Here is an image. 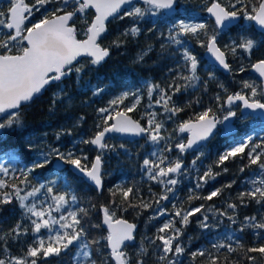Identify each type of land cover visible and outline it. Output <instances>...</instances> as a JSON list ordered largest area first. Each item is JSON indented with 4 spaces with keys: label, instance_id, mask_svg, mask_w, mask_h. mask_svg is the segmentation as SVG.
<instances>
[{
    "label": "trees",
    "instance_id": "16d2710c",
    "mask_svg": "<svg viewBox=\"0 0 264 264\" xmlns=\"http://www.w3.org/2000/svg\"><path fill=\"white\" fill-rule=\"evenodd\" d=\"M212 1L176 0L174 13L167 14L160 10L155 16L146 12L143 17L126 16L124 13L130 11L133 6L147 8V5L140 1L128 5L107 21V30L99 40L103 47L110 49V54L104 61L99 65H92L91 58L81 57L74 62L75 66L84 65L85 69L80 77L73 71L69 78L57 82L60 88H64L66 95L62 100L57 101L55 106L52 104L53 94L58 92L59 88L57 84H51L44 94L20 107L18 111L22 125H14L12 129L5 130L6 135L0 137V163L6 157H11L19 168L14 171L12 169L10 171L9 168L7 175L0 176V179L5 182V187L0 188V199L4 198L5 193L11 196V203L0 205V236L4 237L0 240V259L23 257L35 238L31 232V221L35 218L20 208L15 190L19 189L20 195L24 196L36 183L55 178L54 194L60 192L61 186L64 187L65 193H68L67 199L70 206L66 204L63 211L66 216L69 210L87 209V216L80 214L81 223L86 230L84 239L87 241L99 239L107 234L106 228L101 224L103 207L115 213L113 219L125 218L137 224L133 242L124 247V251L130 258V264H136L138 259L142 260L143 264H168L171 259H174L177 264H211L213 258L216 259L217 264H252L247 259L249 255L257 257L256 264H263L264 257H260L257 253H248L246 249L264 242L257 240L256 237V233L264 235V230L245 227L247 223L245 217L255 216L259 221L261 217H264V205L257 204L255 200L248 197L241 202L238 197L240 193H246L260 186L258 183L253 185L251 181L264 179V173L257 165L248 166L247 156L255 145H261L256 149L257 153H264V135H261L264 133V126L252 115L241 118L240 104L227 105L226 97L239 92L251 98V89L243 86L247 81L257 88L255 99L264 102V97L260 94L262 93L260 81L254 74L249 73V67L254 61L264 59V33L256 31L251 20H244L241 13L240 22L224 30H218L210 19L205 18L206 28L201 31L198 38L191 34L180 37L184 41L183 46L171 44L167 39L170 30L179 31L177 25L180 21L197 15L204 16L205 9ZM217 1L229 11L244 8L249 13L259 4V0H243V3H237V0ZM25 2L29 5L35 4V0H25ZM2 4L3 12L6 13L9 7L5 5V2ZM232 5H235V9ZM73 6L70 4L66 10H72ZM37 7L39 11H33V15L25 23L26 26L41 20L44 15L51 17L57 8L65 6L60 0H51L43 7ZM93 16L94 12L87 10L83 16L77 13L70 21V24L77 29L78 39L85 37L83 32L87 25L84 24V19L91 22ZM132 27L139 28L138 35H122L125 30ZM1 31L8 33L5 28H1ZM205 32L207 36L216 34L217 44L227 56L230 66L228 72L221 71L205 58V47L200 44V41L207 40ZM245 38H252L257 42V47L252 50L251 55L239 48L233 54L226 47L233 42L238 44ZM117 39L120 41L119 47L113 44V41ZM23 46V42L14 46L11 54H16L17 47ZM184 47L197 59L196 75L199 79L194 82H187L180 78L191 74L184 66L185 62L182 59ZM3 51L0 49V52ZM241 67L244 68L242 72ZM190 83L191 86H186ZM149 85H159V88L153 89L151 101L155 103L157 120L163 124L161 131L164 134L161 135L163 139L153 143L148 140V135L141 140L110 136L103 142L113 147L100 151L93 148L91 144L81 142L91 139L103 128L106 113H100L98 110L109 109V102L123 91H133L135 95L140 96L135 109L128 113L145 125V117H140V113L148 110L146 95ZM177 86L180 87L178 92L175 91ZM95 89H101V91L94 95ZM161 89L164 90V94L172 97L169 107H179L182 109L180 112L173 115L165 111L163 101L156 103L162 95ZM217 96L219 100L216 99ZM133 97L131 95L128 100ZM124 104L126 101H123ZM208 109H211L210 115L215 117H222L229 110L236 112L235 119L239 124L237 133L229 137L223 136L221 127L217 126L214 135L200 149L185 150L184 153H180L175 146L180 142L184 143L187 134L177 133V127L184 121L194 120L201 112ZM6 119L7 116L2 117L0 122ZM108 123L110 125L111 120ZM171 124H175L173 132L168 129ZM247 132H256L257 135L247 142L245 152L236 157H230L224 164L218 166L220 155ZM58 134H60L59 138H57ZM53 148L62 153L72 151L76 157L86 156L88 159L82 162L89 166L96 155H101V190H96L81 176L74 174L66 163L62 171H57L53 166L55 156L51 157V162L45 167L35 168L33 165L40 153L49 152ZM162 157H167L163 166H167L169 161L177 159L181 161L182 169L176 176L178 181L176 185L161 184L149 179L148 169L144 167L143 161L149 159L159 163ZM261 161L264 162V155L261 156ZM209 167L212 168L213 173H219V175H216L214 179H208L205 183L199 178ZM241 167H244L243 172L240 171ZM30 168L33 169L31 172L28 171ZM225 168L227 171H224ZM169 177L163 179L167 180ZM197 183L202 186L197 187ZM229 184L231 187H225ZM166 187H171L172 191L167 193V200H160V197L165 194ZM129 188L133 191L130 193V199L125 201L122 190ZM218 188L222 191L212 200L195 198L205 197ZM72 195L77 197L75 203L71 201ZM190 196L193 197L191 201H189ZM157 200H159L158 204ZM24 203L26 204L25 201ZM142 203L151 206L143 208L140 206ZM229 204H235L237 207L229 208ZM196 207H201V211L190 216L189 223L186 225L181 224V218L174 215L178 208L190 210ZM205 216L208 217L207 220L204 219ZM230 216L232 220L229 219ZM166 220L173 221L176 228L182 229L179 239L173 243H181L184 252L178 256L168 253V260L160 261L158 257L163 255L162 244L156 236L172 234L157 231ZM202 221L209 226L201 227ZM17 223L21 225V235L14 240L7 234ZM94 225L100 226L93 227ZM24 228L28 229L27 233L23 232ZM242 228L243 231H241ZM106 243L105 240H100L99 245H91L93 258L98 261L101 259L96 252L97 248L105 256L107 255L109 249L104 247ZM142 245L147 249L145 253L140 251ZM213 245L225 246L214 247ZM228 245L235 251L229 252ZM74 252H77L75 245L63 251L60 256H50L47 259L38 257L37 264H73ZM201 252L203 255L198 254L195 257L192 255ZM109 264H114V261H110Z\"/></svg>",
    "mask_w": 264,
    "mask_h": 264
},
{
    "label": "snow or ice",
    "instance_id": "6c2138e0",
    "mask_svg": "<svg viewBox=\"0 0 264 264\" xmlns=\"http://www.w3.org/2000/svg\"><path fill=\"white\" fill-rule=\"evenodd\" d=\"M50 2L51 0H35V4L29 5L25 0H10V7L7 12L0 11V28L9 30L8 33L5 34V38L0 39V49L4 50L0 52V113L7 114V119L0 122V137L6 135L5 130L12 129L14 125H22L19 118V108L22 104L30 102L34 97L41 94L42 90L46 89L47 86L57 84L59 88V91L53 94V106H55L57 101L64 98L66 95L65 90L64 88H60L57 82H61L63 77L69 76L73 71L80 77L85 66L74 65L78 57L82 55L91 57L90 63L92 65H99L104 61L109 55V48L101 47L98 43V38L107 30L105 22L109 17H114L123 5L131 4V0H60L65 6L64 8H57L52 13L51 17L45 16L43 19L31 24V26H26L25 21L33 15V11H39V7L37 6L43 7ZM174 3L175 0H143V4L147 5V8L133 6L131 10L125 12L124 15L143 17L146 12H150L155 16L160 10L172 9ZM237 3H243V0H237ZM70 4L74 6L72 10L68 11L66 9ZM232 8L235 9V5H232ZM90 9H94L95 15L91 22L86 18L84 19V24L87 25L83 32L85 38L77 39V29L69 22L73 20L77 13L83 16L86 11ZM207 11L215 17V25L217 27L222 26L225 21L235 20L238 15L242 13L246 20L255 21L257 25L264 29V0H259L258 6H254L251 13L244 8L229 11L216 2H213ZM120 18L123 19V17ZM177 27L179 31L173 32L170 30L167 39L171 44L183 46L184 41L181 40V36L191 34L198 38L201 31L206 28V25L189 24L180 21ZM139 31V28L132 27L125 30L122 35L127 36L131 34L132 36H136L139 34ZM204 34L207 36L206 32ZM22 42H26V46L17 47L16 54H11L13 47L18 46ZM113 44L119 47V39L113 41ZM200 44L202 47H206L207 51L215 57V60L220 66L225 70H230V66L225 59V52L217 47L216 34L207 36L206 42L200 41ZM163 47L162 45V48ZM226 47H228L233 54H235L237 48H239L251 55L252 50L257 47V42L252 38H245L238 44L233 42L232 45ZM182 59L185 62L184 66L187 67L191 74L188 76H181L180 78L187 82L198 80L199 77L196 75L197 59L186 47L183 48ZM252 68L259 73L260 77H264V59L257 61L252 65ZM240 71H244V68L241 67ZM186 86H191V83ZM243 86L251 89V98L238 92L234 95H228L226 102L232 104L234 101H241L244 108L253 111L260 110L261 113L264 114V102L255 99L257 96V88L247 81L244 82ZM154 88H159V85H149L148 92L150 98ZM100 91L101 89H95L93 94L96 95ZM175 91H180V87L177 86ZM161 93L162 95L160 99L156 100V103L159 104L163 101L166 112H171L175 115L182 110L179 107H169L172 97L164 94L163 89H161ZM260 94L264 95V92ZM129 95L130 93L128 92L122 93L119 97L109 102V107L122 104ZM131 95L135 97V103L125 111H116L115 115L107 116L103 121L104 126L102 130L98 131L91 139L81 142L95 145L100 149L112 148L113 146L103 142L105 135L110 132L130 133L134 135L148 133L149 139L153 143H157L160 139H163L160 135L163 124L161 122H156L155 113L149 114L148 127L141 126L138 121L132 120L127 115V113L133 111L139 103V97L135 96L134 93ZM216 99L219 100V96H217ZM98 111L100 113H107L109 109L101 108ZM210 113L211 109H208L201 112L195 118V121H184L178 126V131L180 133L187 132L189 134L186 143H178L175 146L179 149L180 153H184L185 150L191 149L194 145H197L199 141L206 140L210 134H212L216 125L222 123L215 115H210ZM234 116H236V112L229 110L223 119L228 120L230 117ZM109 120L115 122L109 125ZM59 135L60 134L57 135V138H59ZM250 139L251 137L247 138V140ZM247 140L220 155L217 165H222L230 157H236L244 153L245 148L248 146ZM121 147H123V145H121ZM260 147L261 145H255L252 151L247 153L249 160L248 166L257 165L261 172L264 173V162L261 161V156L264 155V153L256 152V149ZM170 150L171 149H169V151ZM153 155H155V153H153ZM52 156H55L59 161L71 165L74 169L92 181L98 189L102 186L101 155H97L89 166L82 162L87 160L88 157H76L72 151L62 153L58 149L53 148L49 152L42 151L33 166L35 168L45 167L51 162ZM166 160L167 157H162L159 159V163H156L155 161L145 159L143 165L148 169L149 179L156 180L161 184L176 185L178 183L176 179L169 178L165 180L163 178L169 177V174L180 172L182 163L177 159L175 161H169L167 166H163ZM193 163H195V161H193ZM32 170L31 168L28 169L29 172ZM0 171L7 174V169L0 168ZM224 171H227V169L225 168ZM240 171L243 172L244 167H241ZM26 174L27 173H25V175ZM216 175H219V173H213L212 168L209 167L199 179L206 183L208 179H214ZM251 183L253 185L258 183L260 186L254 187L253 190L246 193H240L238 198L243 202L244 198L248 197L251 200H255L257 204L264 205V179H260L259 181L253 180ZM196 186L201 187L202 185L197 183ZM3 187H5V182L0 180V188ZM40 187L43 188L45 185H41ZM225 187H231V185L229 184ZM39 190V188H34L24 196L20 195L19 189L15 190L20 208L24 209L26 213H30L32 217H36V219L31 221V232L34 234L35 238L32 244L28 246L23 257L0 259V264H37L38 257L47 259L50 256H60L63 251L69 249V247L73 245L77 247L76 256L73 258L74 264L76 258H82L79 264H109L110 261H114V264H130V258L128 253L124 251V247L126 246V241H132L134 239L133 232L136 227L135 224L128 223L123 219H113L115 213L110 212L107 207H103V223L107 225V234L89 242L84 239L86 237V230L80 218V214L87 216V209L69 210L67 216L61 215L59 219H56L52 216V212L60 211L61 208L69 203L68 199H66L68 193L51 196V200L55 205L54 208L51 204L46 209H38L35 204L31 206L26 205L24 201L27 200L29 196H35ZM132 191L131 188L122 190V196L125 201L130 199V193ZM171 191V187H166L165 194L160 197V200H167V193ZM221 191L222 189L218 188L205 197L195 198L212 200L213 197H216ZM48 192L52 193L53 189L49 187ZM192 199L193 197L190 196L189 201ZM76 200L77 197L72 195L71 201L75 203ZM9 203H11V196L5 193L4 198L0 199V205ZM156 203L158 204L159 200H157ZM140 206L149 208L151 205L142 203ZM201 207L192 208L190 210L178 208L174 215L181 218V224L186 225L189 223V217L195 213H199ZM228 207L235 209L237 206L235 204H229ZM221 215H223V213H221ZM204 219L207 220L208 217L205 216ZM229 219L232 220L233 218L230 216ZM245 221H247L245 227L264 230V217H261L259 221H257L255 216L245 217ZM233 222L235 221L233 220ZM54 224L59 225V230L56 231L55 235H49L47 239L36 235L41 233V229H46L51 233L53 231L52 225ZM99 226L100 225H94L93 227ZM208 226L209 225L203 221L201 222V227L206 228ZM157 231L158 233H172L170 235L165 234L156 236V239L160 240L162 244L163 255L158 257L160 261L168 260V253H173L174 256H178L184 252V248L180 243H173L179 239L182 231L181 228L175 227L173 221L170 220L165 222ZM241 231H243V228ZM23 232L27 233L28 229L24 228ZM7 235L12 236V239L15 240L21 235V225L17 223ZM256 237L257 240L264 241V235L261 233H256ZM3 239L4 237L0 236V240ZM100 240H105L107 242L104 247L108 248L109 252L105 256L103 252L97 248L96 252L101 256V259L98 261L93 258V252L90 249L93 244L99 245ZM152 242L155 243V241ZM213 246L224 247L225 245ZM227 247L229 252L235 251L230 245ZM241 247L243 246L241 245ZM6 251L7 249L5 248V252ZM140 251L141 253H145L147 249L142 245ZM246 251L248 253H257L260 257H264V242L256 246L248 247ZM198 254L203 255V252L193 253L192 255L195 257ZM28 258L31 259L29 260ZM247 259L251 261L252 264H256L257 262L256 256L249 255ZM136 264H143V261L138 259ZM168 264H177V262L175 260H169ZM211 264H217L216 259H211Z\"/></svg>",
    "mask_w": 264,
    "mask_h": 264
},
{
    "label": "water",
    "instance_id": "95a60500",
    "mask_svg": "<svg viewBox=\"0 0 264 264\" xmlns=\"http://www.w3.org/2000/svg\"><path fill=\"white\" fill-rule=\"evenodd\" d=\"M0 1H1V0H0ZM138 1L143 2V0H131V4H133V3H135V2H138ZM213 2L219 3V4L221 5V7H224V6H223L220 2H218L217 0H213V1L207 6V8H206V10H205V13H206V15H207V18H209V19L213 22V24L215 25V17H214L213 15H211V14L207 11V9H208L209 7H211V5H212ZM131 4H128V5H131ZM128 5H123L118 13H120V12H121L124 8H126ZM224 8H225V7H224ZM90 10H92V11L94 12V15H95V11H94V9H90ZM162 11H164V12L167 13V14H172V13H174V12L176 11V0H175L174 6H173L172 9H170V10H162ZM118 13H117V14H118ZM117 14H115V15H117ZM93 17H94V16H93ZM110 18H112V17H109L108 20H109ZM108 20H107V21H108ZM240 20H241V14L238 15V17H237L235 20H232V21H225L224 24H223L222 26H220V27H217L216 25H215V26H216V28H217L218 30L230 29V28L234 27L236 24H238V23L240 22ZM26 21H27V20H26ZM26 21H25V22H26ZM107 21L105 22L106 24H107ZM69 23H70V22H69ZM251 24H252L253 28H254L256 31L261 32V33H264V29H262L259 25H257L255 21H251ZM106 28H107V27H106ZM103 34H104V33H103ZM103 34L101 35V37L103 36ZM101 37L98 38V43H99V40L101 39ZM84 38H85V37H84ZM84 38H82V39H84ZM77 39H78V38H77ZM24 43H25V45H26V42H24ZM99 44H100V43H99ZM100 45H101V44H100ZM101 47H103V46L101 45ZM217 47L220 48V46H219L218 44H217ZM220 49H221V48H220ZM221 50H222V49H221ZM222 51H223V50H222ZM109 54H110V49H109ZM108 56H109V55H108ZM108 56H107V57H108ZM204 56H205V58H206L209 62L213 63L218 69H220V70L223 71V72H228V70H225L222 66L219 65V63L215 60V57H214L210 52L207 51L206 47H205V50H204ZM81 57H88V56H83V55H82V56L78 57L77 60L80 59ZM107 57H106V58H107ZM89 58H91V57H89ZM106 58H105V59H106ZM105 59H104V60H105ZM225 59H226V62L228 63V60H227V56H226V54H225ZM259 60H261V59H258V60L254 61V62L251 64V66L249 67V73L254 74V75L257 77V79L260 81L261 92H264V77H260L259 73L256 72V71L252 68V65L255 64V63H256L257 61H259ZM70 75H71V74H70ZM70 75H69V76H66V77H63L62 80L69 78ZM47 87H48V86H47ZM47 87H46V88H47ZM45 90H46V89L42 90L41 94H39V95L44 94ZM39 95H38V96H39ZM229 95H234V94H229ZM242 95H245V94H242ZM245 96H246V95H245ZM36 97H37V96H36ZM263 97H264V95H263ZM34 98H35V97H34ZM34 98H33V99H34ZM226 101H227V97H226ZM27 103H28V102H27ZM27 103L22 104V106L25 105V104H27ZM235 103H239V104H240V114H241L242 116H246V115H253V116H256L257 118H259L260 124L264 125V114H262L260 110L253 111V110H251V109H246V108H244L243 103H242L241 101H234L232 104H228V103L226 102L227 105H233V104H235ZM22 106H21V107H22ZM19 109H20V108H19ZM10 111H16V110H10ZM120 111H122V110H120ZM114 115H115V114H114ZM127 115H128L132 120H134V121H138V122L141 124V126L145 127V126H144L139 120L135 119L131 114L127 113ZM226 115H227V114H226ZM6 116H7V114L0 113V119H1L2 117H6ZM224 116H225V115H224ZM224 116H222L221 118L216 117L218 120L222 121V123H220V125H221V127H222V133H223V135H224V136H230V135L235 134V133L237 132V126L234 124L235 116H234V117H230L228 120H224V119H223ZM192 121H195V119L192 120ZM114 122H115V121L111 120V124L114 123ZM216 128H217V125H216V127L213 129L212 134H210V136H209L206 140L199 141L197 145H194L191 149H187V151H196V150H198V149H199V148H200V147H201V146H202L207 140H209V139L211 138V136H212V135L214 134V132L216 131ZM101 130H102V129H101ZM101 130H100V131H101ZM185 133H187V132H185ZM146 134H147V133H141L140 135H134V134H130V133H117V132H110V133H107V134L105 135V139L108 138V137H110V136H117V137H122V138H129V139H133V140H141V139H143V138L146 136ZM188 135H189V134L187 133V137H186V141H185V143L187 142ZM93 137H94V136H93ZM105 139H104V140H105ZM91 146H92L93 148L97 149L98 151L101 150L100 148H98V147L95 146V145H92V144H91ZM95 157H96V156H95ZM95 157H94V159H95ZM94 159H93V160H94ZM53 166H54V168H55L57 171H62V170L65 168V163H64L63 161H59L57 158H55V159L53 160ZM68 168H69L74 174H76V175H78V176H81V177H82V178H83V179H84L89 185H91L92 187H94L96 190H98V191L101 190V187H102V186L98 189L92 181H90V180H89L86 176H84L82 173H80L79 171H77L76 169H74L71 165L68 164ZM117 219H123V220H126L128 223L135 224L136 227H135L134 232H133V236H135L136 231H137V224H136V223H134L133 221H130V220H128V219H125V218H117ZM101 224H102V226L105 227L106 230H107V225H105V224L103 223V212H102V215H101ZM133 240H134V239H133ZM133 240H132V241H126V242H125V245L132 243ZM263 264H264V262H263Z\"/></svg>",
    "mask_w": 264,
    "mask_h": 264
},
{
    "label": "rangeland",
    "instance_id": "374dc122",
    "mask_svg": "<svg viewBox=\"0 0 264 264\" xmlns=\"http://www.w3.org/2000/svg\"><path fill=\"white\" fill-rule=\"evenodd\" d=\"M2 2H5V5L6 6H10V0H2V1H0V9L3 11V4H2ZM45 17V15L43 16V18ZM42 18V19H43ZM205 18H207V15L205 14L204 16L203 15H197V16H195V17H192V18H190V19H187V20H182V21H184L185 23H189V24H204L205 23ZM244 20H246L245 18H243ZM36 23V22H35ZM7 30V29H6ZM0 31H1V28H0ZM7 31H9V30H7ZM2 32V31H1ZM0 32V39H4L5 38V34L7 33V32H2L1 33ZM24 46H25V44H24ZM125 92H128V93H130V95L124 100V102L126 101V104H124L123 105V103L122 104H119L118 106H112V107H110L109 108V111L105 114V117L104 118H106L107 116H109V115H114L115 114V112L116 111H120V110H122V111H125L128 107H130L133 103H135V97H133V98H131L130 100H128L129 99V97L131 96V94L133 93V91H123L122 93H125ZM250 92H251V90H250ZM122 93H120L119 94V96L122 94ZM118 96V97H119ZM135 96H138V97H140L139 95H135ZM146 100H147V102H148V105H147V108H148V110H145V111H142L141 113H140V117H145V127H148V119H149V114L150 113H155V120H156V122L158 121L157 120V111L155 110V107H154V105H155V103L153 102V101H151V98L149 97V92L147 93V95H146ZM247 116V115H246ZM246 116H241L240 115V117L241 118H244V117H246ZM253 117H256V116H253ZM257 118V117H256ZM258 119V118H257ZM159 122V121H158ZM258 122H259V119H258ZM236 125L237 126H239V124L238 123H236ZM178 126V125H177ZM176 126V127H177ZM175 124H171L170 126H169V128L168 129H170L169 131H175ZM163 129H161V131H162ZM176 131H177V133L179 132L178 131V127H177V129H176ZM166 134V133H165ZM171 134V133H170ZM147 135H148V133H147ZM160 135H164V134H162L161 132H160ZM254 135H257V133L256 132H252V133H244L240 138H239V140H238V142H236L234 145H232L231 147H229L228 148V150L229 149H231V148H233V147H235V146H237L238 144H240V143H243V142H245L246 140H247V138L248 137H253ZM259 135V134H258ZM261 135H264V133H261ZM148 137H149V135H148ZM174 137H179V136H176V135H174ZM148 140H150L149 138H148ZM251 140V139H250ZM250 140H247V142L248 141H250ZM180 143H182V142H180ZM185 143V142H184ZM227 150V151H228ZM40 156V155H39ZM13 159V158H12ZM11 159V157L10 158H5V159H3V161H2V163H0V167L2 168V169H7V174L9 173L8 172V170H9V168H10V171H11V169H12V171H14V170H16V169H18L19 170V168H17L16 167V165L14 164V161ZM168 164V163H167ZM166 164V165H167ZM22 172H23V170H22ZM7 174H5V172H3V171H0V176H2V175H7ZM24 174V173H23ZM177 174L178 173H175V174H169V178H174V179H176V176H177ZM1 180V179H0ZM55 181H56V179L55 178H49L46 182H39V183H36L35 184V186L32 188V189H30V191H28V192H31L34 188H39L40 190L35 194V196H29L28 197V199L27 200H25V202H26V205H29V206H31L32 204H35L36 205V207L38 208V209H40V208H47L50 204L53 206V208L55 207V205H54V203L52 202V200H51V196L52 195H55L54 194V191L52 192V193H49L48 192V188L49 187H51L52 189H53V187H54V185H55ZM41 185H45V187H43V188H41L40 186ZM214 191V190H213ZM27 192V193H28ZM212 192V191H211ZM210 192V193H211ZM210 193H208V195L210 194ZM57 194H65V189H64V187L63 186H61L60 187V192H57ZM24 195H26V193L24 194ZM66 199H67V196H66ZM68 205H69V203H68ZM70 206V205H69ZM65 210V207H63V208H61L60 209V211H53L52 212V216L53 217H55L56 219H59V217L61 216V215H65L66 216V213H64L63 211ZM74 210V209H73ZM35 219H36V217H34ZM167 221H169V220H166L165 222H167ZM164 222V223H165ZM163 223V224H164ZM163 224H162V226H163ZM52 228H53V231L51 232V233H49L48 232V230H46V229H41V235L40 236H42L44 239H47V237L49 236V235H55V233H56V231H58L59 230V225L58 224H54V225H52ZM180 245H181V243H180ZM182 246V245H181ZM76 256V253L74 254V256H73V258ZM80 259H82V258H76V261H75V264H79V262H80ZM171 260H174V259H171ZM73 263H74V259H73Z\"/></svg>",
    "mask_w": 264,
    "mask_h": 264
},
{
    "label": "flooded vegetation",
    "instance_id": "af4514ba",
    "mask_svg": "<svg viewBox=\"0 0 264 264\" xmlns=\"http://www.w3.org/2000/svg\"><path fill=\"white\" fill-rule=\"evenodd\" d=\"M218 126H220V123H218Z\"/></svg>",
    "mask_w": 264,
    "mask_h": 264
}]
</instances>
